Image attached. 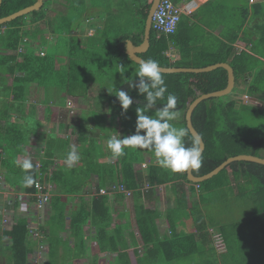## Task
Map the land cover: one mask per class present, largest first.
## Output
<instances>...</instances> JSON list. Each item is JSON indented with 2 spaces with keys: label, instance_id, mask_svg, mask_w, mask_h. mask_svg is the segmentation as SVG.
Returning <instances> with one entry per match:
<instances>
[{
  "label": "trees",
  "instance_id": "trees-1",
  "mask_svg": "<svg viewBox=\"0 0 264 264\" xmlns=\"http://www.w3.org/2000/svg\"><path fill=\"white\" fill-rule=\"evenodd\" d=\"M60 1L65 10L59 12L50 21H47L46 8L55 0H44V6L39 11L0 26V172L2 180L7 186H22L25 194L35 193L34 185L37 181L43 183L48 180L64 195H80L77 196L78 207L67 214L66 202L61 200V194L52 195L49 199L51 215L45 234L50 235L48 237L50 264H55L58 246L64 243L57 239L58 232L63 229L76 234L79 240L75 248L79 245L84 251L82 227L87 222L88 209L83 187L88 183L82 182L81 177L88 180V175L95 172L99 176L100 186H103L108 182L105 178L107 170L112 169L110 164H102L100 160L95 159L102 153L96 146L95 139H91L84 143V147L80 150V160L72 168L69 169L64 163L50 170V167L54 165L57 150L69 152L71 149L69 138L59 136L57 138L50 136L46 140L43 156L38 160L40 162L38 169L35 161H31L33 165L31 169H24V163H19L18 157L25 152L30 139L29 134L39 123L38 120L27 115L30 94L36 89L51 90L56 91L57 94L61 93L59 97L62 101L61 105H65L64 102L69 96H75L85 103V99L89 97L88 90L96 87V90H104L98 95L101 94L107 102V118H112L109 124L111 128L117 120L124 123L128 122L129 118H136V108L143 106L145 101L137 89L129 87L131 81L138 82L135 74L139 65L128 59L125 53L126 41L130 40L135 46L143 42L150 3V0ZM35 2L36 0H2L0 18L7 17ZM93 9L95 12L88 13ZM238 9L240 13L248 12L246 7ZM240 13L239 18H241ZM41 22H45V28ZM190 22L189 18L183 16L177 31L169 37H157V34L151 30L149 49L140 57L143 60L149 58L157 60L163 68L197 69L219 63H227L233 68L236 84L230 95L203 101L192 114V125L205 144L202 167L192 173L196 177H202L230 157L253 155L264 158V123L259 126L249 124V116H255L264 121V106L262 108L250 106L244 104L242 99L246 96L250 100L264 103V63L259 59L264 58L261 46L264 40V26L254 32L258 39L256 44L258 49H254L255 43H252L249 51L245 49L239 51L215 40L212 35L211 40L218 42V45L211 49L197 46L200 42L196 33L198 26H193ZM236 25L235 28H232L233 25H227L226 28L229 32L244 28V18ZM86 29L94 30L95 34L85 36ZM244 33L247 34V30ZM227 40L232 41V39ZM48 42L50 44L47 46ZM170 49H174L177 55L175 59L166 56ZM121 67L124 68L123 74L120 73ZM121 75H124L123 79L115 83V79ZM202 75L205 78L204 83H194V78L198 76L196 74H163L167 85L165 97L168 93L177 97V110L181 114L175 120L177 122L173 123L175 126L187 128L185 113L194 99L202 94L222 90L227 85V72L222 68ZM126 78L129 79L125 80ZM107 80L111 82L107 83ZM113 87L127 92L133 100L124 114ZM165 102L166 99L158 101L157 106H162ZM90 114L92 123L101 125L103 128L102 122L96 121V113ZM79 115L82 117L86 113ZM78 119V116H70L68 111H62L57 123L59 127L70 128V125L76 123ZM84 121L87 123L86 120ZM192 139L189 133V136L185 138L186 145L191 146ZM139 151L143 154H152L147 150ZM131 152L135 153V150L125 149V155L118 158L119 170L124 171L131 166L132 162L129 161ZM3 154L6 156L4 157ZM65 157L66 155L64 159ZM153 165L151 168L155 170L156 166ZM162 170L164 180L173 181L179 177L187 179L186 173L175 175L166 169ZM228 173L241 179L243 183L255 185L252 188L253 195L249 197L254 202L250 224L257 228L261 226L260 233H264L263 165L245 161L230 164L213 178L198 183L201 201L207 199V193H215L217 186H224L221 180L228 177ZM48 174H50L48 179L44 178ZM28 175L35 179L32 185H26L24 182ZM128 184L129 178L127 174H124L117 185L128 187ZM107 194H100L99 188L95 197L91 198V221L96 225L94 227L95 241L100 252H106L107 246L118 250L116 238L121 231L119 226L113 230L108 229L112 216L110 208L106 205ZM134 216L144 244L149 246L156 243L157 230L154 221L157 213L146 209L142 200L135 197ZM225 232L226 230L223 229L224 237ZM7 234L12 240V263L27 264L31 247L27 242L30 234L26 220H18ZM188 239H194V237L188 236ZM179 241L181 240L171 239L160 244H173ZM225 243L229 248L226 237ZM65 249L69 251V248ZM123 251V254L114 258L113 264H131L125 248Z\"/></svg>",
  "mask_w": 264,
  "mask_h": 264
},
{
  "label": "crops",
  "instance_id": "crops-1",
  "mask_svg": "<svg viewBox=\"0 0 264 264\" xmlns=\"http://www.w3.org/2000/svg\"><path fill=\"white\" fill-rule=\"evenodd\" d=\"M172 1L179 6L192 4L190 14L184 16L191 20L190 24L198 26L196 33L200 42L197 46L209 48L218 45V42L211 40V35L215 37V40L239 51L243 49L249 51L252 43L258 44L254 32L264 26V0H255L254 3H250L249 0ZM239 7H246L248 12L240 13ZM239 13L241 18H239ZM242 18H244V28L234 29L235 31H232L229 36L231 38L224 36L230 33L226 26L233 25L232 28H235ZM246 30L247 34L244 33ZM227 39H232V41L229 42ZM261 46L264 53V40ZM170 50L173 54L174 49ZM176 57L174 53L173 59ZM259 59L264 63V58ZM91 89L88 90L89 97L85 99V103L75 96H69L64 102L65 105H61L62 101L59 100L60 92L57 94L56 91L36 89L30 94V101L27 105V115L38 120L39 123L34 129L32 128L25 152L18 157L19 163H24L26 160L35 161L40 167L38 160L43 156L46 140L50 136L56 138L59 136L69 138L71 148L76 147L80 155L84 143L95 139V144L102 153L95 159L100 160L102 164H110L112 169L107 170L105 178L108 182L103 186H100L99 176L95 172L88 175V180L81 177L82 182L88 183L83 187L88 209L87 222L82 227L84 231L82 241L85 248L84 251L79 245L75 248L79 239L76 238L74 232L68 229L59 231L57 239L64 243L58 246L55 264H113L114 258L123 254L124 248L131 264H264V239L260 238L262 233L254 235L250 229V234H240L238 231L231 230L235 220L230 211H228L229 217L225 218L222 214L218 217L209 214L205 208H209L211 202L207 201L210 198L207 195V199L201 201L199 185L190 182L188 177L186 180L180 177L173 181L164 180L162 168L154 164L156 158L153 153L143 154L135 150V153L131 152L129 156L131 166L129 164L128 169L119 170L118 159L112 157L107 148V140L117 133L121 137L134 134L136 118H129L128 122L124 123L117 120L111 128L105 118L108 114L107 102L101 94L98 95L104 90L92 89L96 91L94 93ZM33 98L39 99L37 103L32 101ZM68 100L73 101V107L67 105ZM93 101H95L94 104L91 103ZM37 111L42 114L38 116ZM62 111H68L70 116H78L79 119L71 124L70 128L59 127L57 122ZM91 112L96 113V121H101L103 128L101 125L97 126L92 123ZM80 113H86V115L80 117ZM99 113L102 116L98 115ZM51 114L52 116L48 118ZM67 153L68 150H57L54 165L50 167V170L63 165L64 155ZM3 156L6 155L3 154ZM152 165L156 166L155 170H152ZM124 174H127L129 178L126 188L132 192L129 198L110 192L111 186L119 184ZM228 174L231 176L230 173ZM0 175L2 177L1 172ZM175 175H180V173ZM49 176L50 174L44 178L48 179ZM230 178L232 181V176ZM45 182L51 186L53 195L61 194V200L66 202V214L78 207L77 196H80L79 194L64 195L48 180ZM99 188L110 192L106 195V205L110 208L112 216L108 229L121 227L120 234L116 238L118 250L107 246L106 252H100L95 241L94 227L96 225L91 221V198L95 197ZM24 194L23 187L20 185L12 187L5 185L4 182L0 183V256L12 257V240L7 232L12 230L18 220L25 219L27 227L33 226L34 222L40 226L39 238L31 235L27 238L28 245L31 247L27 264H50L48 238L50 235L45 234V230L51 215V206L40 210L38 212L40 218L36 220L34 218L36 211L31 212V215L21 211L23 204L28 205V211L35 205L34 199L30 197L33 194H25V196ZM216 194L217 192L211 193V197ZM21 196L24 197L21 198ZM135 197L142 200L146 209L157 213L154 221L157 241L149 246L144 244L135 221ZM223 229L226 230L225 237L229 241V248L222 235ZM239 231H242L241 227ZM188 236H193L194 239H188ZM171 239L181 241L173 244H160ZM66 247L69 251H66ZM0 264H6V262L0 260Z\"/></svg>",
  "mask_w": 264,
  "mask_h": 264
},
{
  "label": "clouds",
  "instance_id": "clouds-1",
  "mask_svg": "<svg viewBox=\"0 0 264 264\" xmlns=\"http://www.w3.org/2000/svg\"><path fill=\"white\" fill-rule=\"evenodd\" d=\"M168 52L171 53V50ZM123 69L121 67V74L124 72ZM135 76L138 77V82L131 81L129 87L137 89L138 93L143 95L145 103L135 110L134 134L121 137L117 133L107 140V148L112 157L114 159L123 157L125 149L147 150L154 154L156 164L162 169L174 174L197 172L203 163L200 138L194 137L191 146L186 145L185 138L189 136V130L172 123L179 116L177 97L171 93L165 97L167 85L159 62L151 58L140 61ZM113 89L124 114L133 100L127 92L114 87ZM165 99L166 102L158 107L157 102ZM79 160L80 154L73 146L65 157V164L70 169ZM23 167L29 170L33 165L26 160ZM24 182L26 185H32L35 179L28 175Z\"/></svg>",
  "mask_w": 264,
  "mask_h": 264
},
{
  "label": "water",
  "instance_id": "water-1",
  "mask_svg": "<svg viewBox=\"0 0 264 264\" xmlns=\"http://www.w3.org/2000/svg\"><path fill=\"white\" fill-rule=\"evenodd\" d=\"M160 0H150L149 3V10L147 14V18L145 21V26H144V35H143V42L139 46L133 45V43L130 40L126 41V50L125 53L130 61L133 63L139 65L140 61H143V59L140 57L141 54H144L147 52L149 49V41H150V33H151V22L152 18L154 15V12L159 4ZM2 4V0H0V7ZM44 1L43 0H36V2L28 6L24 9H21L7 17L0 18V26L4 25L6 23L12 22L20 17L29 15L33 12L39 11L43 7ZM224 69L227 72V85L224 89L215 91V92H210L207 94H202L198 96L196 99H194L190 105L187 108V111L185 113V122L187 129L189 130L190 135L194 137L200 138V147H201V152L203 153L205 149V144L201 136L197 133L195 128L192 125V114L196 107L202 103L203 101H207L210 99L214 98H223L232 92L233 88L235 87L236 84V79H235V74L233 68L227 64V63H219V64H214L205 68H175V67H168V68H163L161 67V70L163 74H174V73H191V74H196V75H202L206 74L212 71H215L217 69ZM244 104L250 105V106H255L262 108L264 106V103L259 102L254 99H245L243 100ZM258 103V104H256ZM260 104V105H259ZM251 162V163H256L264 166V158L253 156V155H238L234 157H230L227 160H225L223 163H221L218 167H216L214 170H212L210 173L202 176V177H196L193 175V173H187L188 180L194 184L202 183L205 182L217 174L224 170L227 166L234 162Z\"/></svg>",
  "mask_w": 264,
  "mask_h": 264
},
{
  "label": "rangeland",
  "instance_id": "rangeland-1",
  "mask_svg": "<svg viewBox=\"0 0 264 264\" xmlns=\"http://www.w3.org/2000/svg\"><path fill=\"white\" fill-rule=\"evenodd\" d=\"M123 0H120V2ZM250 1V0H249ZM255 0H252L251 3H254ZM65 8L64 5L61 4L60 0H55V2H53V4H51L48 8H46V12H47V21H50L51 19L55 18V16L59 13V12H64ZM95 12V10H90L88 13H93ZM41 25L45 28L46 24L45 22H41ZM95 34L94 30L91 29H86L85 32V36H92ZM231 35V32L228 33V35H226L227 37H229ZM231 38V37H229ZM51 39V38H50ZM51 41V40H50ZM50 44V42H48L47 46ZM254 49H258L256 44L253 45ZM215 47L214 45L212 47H209L207 49H211ZM262 51V50H261ZM124 75H121L119 77H117L115 79V83L121 81L123 79ZM202 76V77H199ZM129 78H126L125 80H128ZM124 80V81H125ZM205 78L203 75H198L196 78H194V83H204ZM111 82L110 80H107V83ZM92 89H96V87L92 88ZM92 92L96 93V91L92 90ZM243 98L245 99V96H243ZM242 98V99H243ZM243 99V100H244ZM39 99L38 98H33L32 101H34V103H37ZM30 101V99H29ZM83 101V100H82ZM84 102V101H83ZM67 105L69 107H73L72 103L73 101L68 100ZM92 104L95 103V101L91 102ZM258 104V103H256ZM260 105V104H259ZM42 114V112L37 111V115L40 116ZM100 116H102V114H98ZM52 116V114L50 115ZM179 116H181V114L179 113ZM55 118V116H54ZM106 120L108 121V123L112 122V118H107V115H105ZM57 119V118H55ZM264 121H262L261 119L255 117V116H249V124L252 126H259L261 124H263ZM87 129V127H86ZM36 168H39V165H36ZM231 176L228 174V177L226 176V178L222 179V183H223V187H216V192L217 194L214 197H211V193H207V195L209 196V200L207 202H211L209 208H205L209 214H213L214 217H218L219 214L223 215V218L225 217H229V213L228 211H230L233 214V219L235 220V224L234 226H232L231 230L233 231H238L240 234H250V229L251 231L254 232V235H258L260 234L261 230L260 227L258 226V228L252 224H250V220L252 219V215H253V211H254V202L253 200L249 197L253 195L252 193V188L255 187V185L252 184H248L247 183H243L241 179L239 178H235L234 176H232V181H231ZM3 182L2 181V177L0 175V183ZM47 182H43V184H46ZM48 185V184H46ZM23 196H21L22 198ZM52 197V196H51ZM19 198V199H21ZM20 201V200H19ZM16 202H18V200L16 199ZM50 204L48 203V206ZM21 211L24 213L22 207H21ZM34 211H36L37 213H34V218L37 220L39 219V214H38V210L36 209L35 205L34 208L30 209V215L31 212L33 213ZM35 220V221H36ZM40 227V226H39ZM239 227H241L242 231H239ZM264 233H262V239H264ZM31 236H33L31 234ZM35 237V236H33ZM40 237V231L37 237L35 238H39ZM0 260H4V262H6V264H11L12 260L9 257L6 256H0Z\"/></svg>",
  "mask_w": 264,
  "mask_h": 264
},
{
  "label": "built area",
  "instance_id": "built-area-1",
  "mask_svg": "<svg viewBox=\"0 0 264 264\" xmlns=\"http://www.w3.org/2000/svg\"><path fill=\"white\" fill-rule=\"evenodd\" d=\"M249 2L251 3L252 0H250ZM191 7V3L179 6L175 4L172 0H160L152 18L151 30H153L157 34V37H169L171 35H174L177 31L178 25L182 17L184 15L190 14ZM166 56L168 58L173 59V54H171L170 52L166 53ZM245 99H247L246 96ZM36 188L39 193L37 207L41 208L48 203L49 193L44 192L45 187L41 186L40 184H37ZM110 192L120 193L127 198L132 196V192L123 185L111 186ZM110 192H108L107 189L100 190V194H106Z\"/></svg>",
  "mask_w": 264,
  "mask_h": 264
},
{
  "label": "bare ground",
  "instance_id": "bare-ground-1",
  "mask_svg": "<svg viewBox=\"0 0 264 264\" xmlns=\"http://www.w3.org/2000/svg\"><path fill=\"white\" fill-rule=\"evenodd\" d=\"M44 1V0H43ZM43 6H44V4H43ZM43 8V7H42ZM30 15V14H29ZM27 16V15H26ZM37 184H40L41 186H44L45 187V190H44V192H48L49 193V199H50V197L53 195V193H52V188H51V186L50 185H46V184H43V183H40L39 181H37L36 183H35V185H34V188H35V193L33 194V195H30V197L31 198H33L34 199V201H35V207H36V209L38 210V211H40V210H42L43 208H45V207H47L48 206V203H49V201H48V203L46 204V205H44L43 207H41V208H38L37 207V204H38V195H39V193H38V190H37V188H36V185ZM24 196H25V194H24ZM23 196V197H24ZM22 205V204H21ZM27 206L28 205H25V204H23L21 207H22V209H23V211H24V213L25 214H29L30 215V211H28V209H27ZM33 224V226H28V230H29V234L31 235H33V236H35V237H37L38 236V234H39V225L38 224H36L35 222L34 223H32Z\"/></svg>",
  "mask_w": 264,
  "mask_h": 264
}]
</instances>
